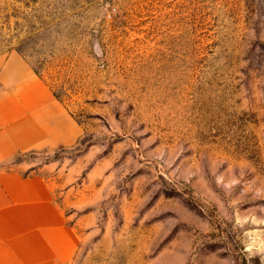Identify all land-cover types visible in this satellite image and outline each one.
Instances as JSON below:
<instances>
[{"label":"rangeland","instance_id":"374dc122","mask_svg":"<svg viewBox=\"0 0 264 264\" xmlns=\"http://www.w3.org/2000/svg\"><path fill=\"white\" fill-rule=\"evenodd\" d=\"M14 56L72 133L7 164L54 181L68 264H264V0H0Z\"/></svg>","mask_w":264,"mask_h":264},{"label":"crops","instance_id":"0c3cea01","mask_svg":"<svg viewBox=\"0 0 264 264\" xmlns=\"http://www.w3.org/2000/svg\"><path fill=\"white\" fill-rule=\"evenodd\" d=\"M55 107L46 83L9 58L0 72V264H68L80 247L52 178L7 165L26 151L69 142Z\"/></svg>","mask_w":264,"mask_h":264}]
</instances>
